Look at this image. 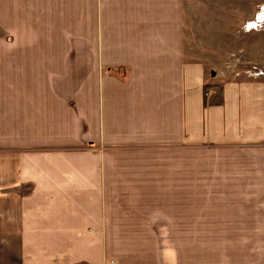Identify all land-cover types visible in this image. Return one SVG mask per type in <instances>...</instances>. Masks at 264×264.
Returning a JSON list of instances; mask_svg holds the SVG:
<instances>
[{"label": "crops", "instance_id": "1", "mask_svg": "<svg viewBox=\"0 0 264 264\" xmlns=\"http://www.w3.org/2000/svg\"><path fill=\"white\" fill-rule=\"evenodd\" d=\"M185 3L0 0V264H264V89L187 97Z\"/></svg>", "mask_w": 264, "mask_h": 264}, {"label": "rangeland", "instance_id": "2", "mask_svg": "<svg viewBox=\"0 0 264 264\" xmlns=\"http://www.w3.org/2000/svg\"><path fill=\"white\" fill-rule=\"evenodd\" d=\"M185 10L187 97L194 95L192 76L202 78L206 101L226 82H257L264 89V0H186ZM205 159L213 163V154ZM120 196L127 201L213 202V179L186 178L176 194ZM182 247L187 253L196 250V264L198 259L213 264V242H186Z\"/></svg>", "mask_w": 264, "mask_h": 264}]
</instances>
